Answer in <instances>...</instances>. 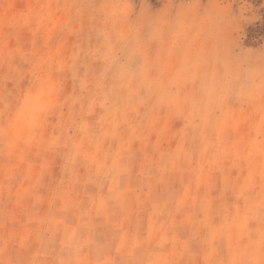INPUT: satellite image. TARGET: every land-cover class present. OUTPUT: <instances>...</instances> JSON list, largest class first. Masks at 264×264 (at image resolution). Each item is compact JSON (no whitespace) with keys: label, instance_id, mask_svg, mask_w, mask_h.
<instances>
[{"label":"rangeland","instance_id":"rangeland-1","mask_svg":"<svg viewBox=\"0 0 264 264\" xmlns=\"http://www.w3.org/2000/svg\"><path fill=\"white\" fill-rule=\"evenodd\" d=\"M258 23L264 0H0V264L250 261Z\"/></svg>","mask_w":264,"mask_h":264},{"label":"clouds","instance_id":"clouds-1","mask_svg":"<svg viewBox=\"0 0 264 264\" xmlns=\"http://www.w3.org/2000/svg\"><path fill=\"white\" fill-rule=\"evenodd\" d=\"M51 2L52 0H34V11L38 16L46 14ZM117 10L124 11V7L119 2L112 3L106 14L115 17ZM248 79L250 81L248 98L256 106V110L260 113L261 122L264 123V66L259 72L250 74ZM245 264H264V245Z\"/></svg>","mask_w":264,"mask_h":264},{"label":"crops","instance_id":"crops-1","mask_svg":"<svg viewBox=\"0 0 264 264\" xmlns=\"http://www.w3.org/2000/svg\"><path fill=\"white\" fill-rule=\"evenodd\" d=\"M134 217H135L134 215L131 217V222H132ZM135 219H137V217ZM148 229H149V227H147V230ZM143 237H146V235H143ZM125 245H127V243H125ZM170 248L171 247H167V251L165 250L166 253L164 254V256H161V255L158 254V253H161V251H159V250H156L155 256H152L151 254H148L146 257L141 255L139 257L136 256L135 258H131V257H128V256L125 255V264H128V263L129 264H133V263L134 264H151V262L154 263V264H160L161 260L163 258H165V257L172 258L174 256V255H172V248H171V251L169 250ZM151 251H153V249H151ZM167 252L169 253V255H168ZM120 258L124 259V257H122L120 255H105L101 261H103L104 263H106L108 261H115V260L120 261V260H122ZM135 261L137 263H135Z\"/></svg>","mask_w":264,"mask_h":264},{"label":"trees","instance_id":"trees-1","mask_svg":"<svg viewBox=\"0 0 264 264\" xmlns=\"http://www.w3.org/2000/svg\"><path fill=\"white\" fill-rule=\"evenodd\" d=\"M264 38V24H257L256 28L250 30L249 39L250 41H256Z\"/></svg>","mask_w":264,"mask_h":264}]
</instances>
